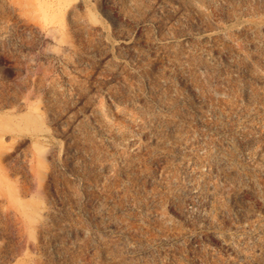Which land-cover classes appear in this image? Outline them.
Returning <instances> with one entry per match:
<instances>
[{
  "label": "rangeland",
  "instance_id": "obj_1",
  "mask_svg": "<svg viewBox=\"0 0 264 264\" xmlns=\"http://www.w3.org/2000/svg\"><path fill=\"white\" fill-rule=\"evenodd\" d=\"M0 264H264V0H0Z\"/></svg>",
  "mask_w": 264,
  "mask_h": 264
}]
</instances>
